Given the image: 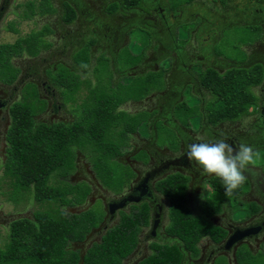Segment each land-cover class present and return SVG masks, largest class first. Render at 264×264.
Returning <instances> with one entry per match:
<instances>
[{"label": "rangeland", "instance_id": "rangeland-1", "mask_svg": "<svg viewBox=\"0 0 264 264\" xmlns=\"http://www.w3.org/2000/svg\"><path fill=\"white\" fill-rule=\"evenodd\" d=\"M27 1L28 0H0V6L3 5V9L0 12V44L13 42L18 36H25L32 31H38L43 25L48 24L52 28V33L46 35V39L52 43V47L50 50L41 51L36 58L28 56L14 58L13 64L17 67H22V72L19 75L22 77L11 85H6L0 82V99H5L9 104L13 101L21 100V94L24 93V89L22 90L23 86L25 85L29 88L31 86H29L28 82L37 80L39 83L40 98H45L47 101L49 99L51 103L55 102V111H53L50 105H48L47 110L43 114L35 117L36 123L41 121L50 122L52 120H62L66 123H70L77 118L78 114L80 115L81 107L86 106L92 101V92L96 93L100 88H103L100 91L105 89L110 91L111 89H114L120 93H126L127 86L132 77H136L137 81H142L144 76L141 73L144 69L134 68L135 61L131 59H128V61L124 60V56H127V47L130 48L129 53L138 52L141 58L145 56L146 52H148V55L153 54L152 60L156 61L158 59L157 63L159 67L167 69L170 66L172 67V52L170 53V51L172 50L173 45H175L180 48V50L177 51L178 53L184 52L185 56H188L189 59H185V61H189L188 64L191 66L190 68L196 73H200L202 68L207 66H213L219 71H224L235 65L249 66V64L251 65L258 62L259 57H264V0H192L187 4L181 2L183 5L177 11L176 9L174 10L175 5L182 0H141L139 5L130 9L123 8L125 5L122 0H49L48 2L47 0H43L41 6L39 5L41 0H33L36 5H34V7L25 8ZM65 1H69L77 7L78 18L70 24H65L61 17L63 9L62 3ZM108 1H112L109 4V10H111L112 7L117 11L118 18H122L121 15H123V13L126 14V18L128 15H131L132 17L131 22L127 25V29H129L127 36L130 41L125 47H123L119 55L120 60L124 63V67H122L120 63L116 64V55L113 56L114 53L110 54L109 51L111 45L107 43V39L105 35H103L106 33V30L102 28L103 24L105 25V22H109V24L113 25L116 24V26L121 23V20L118 19L116 15H108L102 8L103 3H107ZM166 4H168V7ZM51 7H55L56 9L54 14L44 16L35 15L36 12L39 13L42 9L50 10ZM164 18L168 21L170 20L167 25L168 28H166L162 22ZM146 23H152V32H150V30L149 32L147 31L148 25ZM255 24H260L261 27ZM9 25L16 27L18 33L12 32L9 29ZM92 29H95L94 34L97 38V42L93 46L92 51H90L91 48L85 46L88 41H85L84 44L79 43L73 50H71V48L70 50H66L67 44L64 42H68L70 39H72L71 41L75 40L77 42L81 36L90 37ZM167 29H170L169 32ZM158 33L167 37L165 39L166 41H164L165 43L163 40L161 42L159 41L157 38V36L159 37ZM169 33L171 36L170 38L168 35ZM252 41L254 42L251 43ZM57 47H59L60 50ZM100 53L103 54L102 59L97 60V63L95 64L94 57L98 56ZM77 54H80L81 56L76 58ZM117 54H119L118 51ZM172 55L174 56V63L177 62V55L175 53H172ZM86 56L88 57V63L86 67L87 69H84V65L86 64L84 58ZM42 58H46V62H41ZM70 59L73 64L80 70H83V72L75 68ZM240 60L247 61L243 64ZM55 66H57V68ZM93 66L95 67V71L93 70ZM33 67H35L36 70L34 76L32 74ZM43 68L46 71L48 70L45 75L41 72ZM56 70L65 73L68 76V80L71 81L72 84L75 83V85L72 86L74 87L72 93L66 92L68 94L64 95V87H56L53 85L52 82L54 81V76L52 75H55ZM69 71L74 72L77 76H72V73ZM27 73H29V75H27ZM167 75L169 76V73ZM26 81L28 82L26 83ZM41 82H44L45 86H49V90H51L50 93L46 92ZM263 84H260L258 87H253L256 94L258 93L259 88H262ZM104 86L106 88H104ZM195 86L196 87L191 90L186 88L182 91L181 95L184 103L179 102L177 104L178 106L172 111L173 116H176L181 121L182 125L186 123V117L189 118V126L191 125L194 132L199 129V123H201L203 118L201 115L202 110L200 109V100L195 95L200 94L196 89L207 94V91L197 86V83H195ZM200 93L202 94V92ZM260 93H262V91H260ZM158 96L159 95H152L150 97H143L140 100L129 99L117 107V110L126 112L132 116L129 123L128 135L131 137L129 140L130 145L136 146H132L130 149L127 147L122 155L114 156L113 159L116 161H109L108 165L112 166L113 170L120 169V171H122L123 168L118 164V162H121L125 165H129L131 169L137 171L138 176H140L151 164L157 162L159 158L166 157V152L168 151L164 148L157 151L158 158H155L154 156L151 158V156L142 153V155L147 156L148 161L145 162H143V158L139 159L135 156L139 148L142 147L141 149H145L149 140L145 138H150L146 137L148 132H146L145 128L148 126L147 123L152 112L149 114L145 109L149 110L156 108L159 105ZM204 99H206L205 103H208V107L217 105L214 102V98L211 97L209 93ZM204 105L205 104L202 106ZM195 108L197 111H195ZM245 108L249 110V114L243 115L234 121H223L214 125V127H216L213 129L220 134V136H223H219V140L224 139L227 141L236 137L239 141H242L248 136L255 137L258 134L260 136L256 137V139L264 138V130L262 131L260 129V127L263 129V124L261 117L258 115V107H254V110H252L253 107L245 105ZM138 111H141L140 114L142 117L147 119L146 123L136 116ZM189 112H191L190 116ZM136 117L143 124L139 123L138 125ZM9 122L10 116L7 108H0L1 248L5 247V244L9 239V230L12 221L23 217L32 218L34 211L47 209L45 203L38 204L32 199L31 195L26 192H21L16 195V201L11 198L13 195V183L3 171L6 158V142L4 134ZM160 122H157L158 134L163 136L167 135L169 141V143L164 146L177 148L179 140L176 138L175 129L170 126H167L168 128L164 125L161 126ZM202 124H204L205 127H209L206 122H203ZM200 130H202V125ZM191 136L197 139L205 138L202 133H198L197 137L196 135ZM188 139L192 138L188 137ZM162 142L163 139L159 138L157 144L161 145ZM256 142H261V140H257ZM253 147L257 152V156L255 163L252 164V166L253 168L261 167L263 171L264 148H261V145ZM255 147H259V149H256ZM91 160L93 161V154L90 150L88 151L87 147L84 151H78L75 170L67 180L63 179L65 182L68 181L83 187L88 185L90 188L86 201L70 210L73 213H79L90 207H93L98 213H104V210L107 213V202L119 196L114 194L113 190L108 189L106 186V179H100L95 176ZM170 172H174V169ZM182 172L190 176L189 172ZM209 179L210 178H206L204 183L199 181L195 188L191 185L189 186L190 190L188 189L189 196L187 204L190 207L191 212L193 214L198 213L199 204L203 200L208 201L211 204H216L218 202L222 203L224 201L221 206L223 210L222 214L210 217V220L214 224L224 225L225 223L230 222L231 224L244 225L249 223L250 221L241 223V219L245 218L243 205H246V203L239 202V196L236 198L233 195L231 197H226L225 195L213 191L210 183H208ZM61 180L62 179L52 174L49 183L55 185ZM198 180L196 182H198ZM246 186V184L243 186L245 190H247ZM160 198L163 202L164 210L166 211L168 208V201L164 197ZM51 206L54 207L55 205L52 204ZM123 209L125 211L128 210L127 207H124ZM118 215L120 217L121 214L119 213ZM105 216H107V214ZM260 218H264V212L260 213L257 217H254L256 220H259ZM117 220V216L110 221L104 220L105 222L101 223L100 227L98 226V229L92 230L86 236L82 244H72V247L79 248L84 252L90 244L99 241L101 234L107 228L114 225ZM252 220L253 217L251 218V221ZM158 231L157 238L152 239L148 237L149 239L146 241L144 239L141 244L139 242L137 248L124 262L127 264H134L148 255L150 253L148 242L157 241L166 244H180L176 238H171L170 236L165 235L162 226ZM145 232L146 230H143L141 233L142 239ZM199 245L201 249L200 258L192 260L189 254H187L188 252L184 251V258L180 264H229L225 262V252L221 253L219 259H216L217 256H215V254L210 253V251L213 250L214 245L211 244L208 237H204L199 242L198 246ZM244 245L251 250V252L256 254L262 253V255H264V233L256 239L248 241V243ZM138 250H140V253H137ZM225 254L227 257V253ZM259 255L260 256L257 257V260L263 262V256L261 257V254ZM230 264H236L233 255H231Z\"/></svg>", "mask_w": 264, "mask_h": 264}, {"label": "trees", "instance_id": "trees-1", "mask_svg": "<svg viewBox=\"0 0 264 264\" xmlns=\"http://www.w3.org/2000/svg\"><path fill=\"white\" fill-rule=\"evenodd\" d=\"M122 1L125 7H135L141 0ZM191 1L177 2L174 10L181 2ZM42 3L43 0L39 5ZM34 5L36 4L33 0H28L25 8ZM53 11L51 7L50 10L42 9L39 13L48 14ZM109 11L116 12L112 7ZM75 16L72 6L65 3L63 21L66 24L71 23ZM9 29L18 33L13 25H9ZM49 33L50 28L44 26L25 36H18L13 42L0 44L1 83L11 85L18 78L20 69L13 64L14 58L37 56L52 45L46 39ZM94 43L95 38H90L85 46L91 48ZM79 56L81 55L77 54L76 58ZM84 59L85 69L88 57ZM101 59L99 56L98 60ZM165 71L161 67L157 71L146 73L142 81L132 78L126 93L114 89L100 91L103 88L96 93L92 92V101L81 107L80 115L70 123L62 120L36 123L35 117L46 110L47 101L39 97L34 83L28 82L31 86L29 88L23 86L21 100L14 101L9 107L10 123L5 133L6 158L3 171L13 183L12 200L16 201V195L26 192L38 204L45 203L47 209L34 211L32 218L23 217L11 222L9 239L4 248L0 247V264H123L136 249L142 229L149 225L151 212L147 202L132 204L128 211H121L118 222L107 228L99 241L90 244L82 252L81 258V250L72 247V243L84 241L87 234L102 222L105 211L98 213L90 207L79 213L71 212V209L86 201L90 188L88 185L83 187L63 179L67 180L75 170L77 152L84 151L87 147L93 154L91 165L94 174L97 178L107 180L108 189L118 193L128 184L135 175L129 165L118 162L123 168L122 171L113 170L108 165L110 160H115L114 156L122 155L131 146L128 132L132 116L117 110V107L126 100H140L152 91L161 89ZM198 76L200 85L217 104L206 110L208 124L234 121L250 113L245 105L253 107L252 110L258 106L259 97L253 87L262 82V64L257 62L249 66L235 65L224 71L207 66L202 68ZM54 81L64 87V95L73 92L72 86L75 83L72 84L65 73L56 71ZM140 112L136 116L146 123L147 119ZM156 112L153 111L151 115ZM190 114L191 112L189 116ZM261 120L264 125V114ZM160 123L161 126H169L163 121ZM157 132L159 133L158 130ZM167 143L169 141L166 135L163 145ZM142 153L145 151L140 152L138 157ZM52 174L62 180L55 185L50 184ZM188 181L186 174L174 171L155 182L156 191L168 201V222L164 232L175 237L181 245L150 242V253L135 264H180L184 250L191 259L199 256L198 244L204 237L210 238L214 243L226 237L227 231L210 220L211 216L221 213L222 203L211 204L203 200L199 204V212L193 214L187 204ZM209 183L213 191L224 195V184L219 177H211ZM245 184L247 185V181ZM243 186L234 192L235 198L245 191ZM52 204L55 206L52 207ZM259 209L260 206L252 201L245 216L248 217ZM259 254L264 258L262 253ZM259 254L251 252L242 244L235 252L236 264H264V261L257 260Z\"/></svg>", "mask_w": 264, "mask_h": 264}, {"label": "flooded vegetation", "instance_id": "flooded-vegetation-1", "mask_svg": "<svg viewBox=\"0 0 264 264\" xmlns=\"http://www.w3.org/2000/svg\"><path fill=\"white\" fill-rule=\"evenodd\" d=\"M2 9H3V5L0 6V12L2 11ZM258 25L261 27L260 24H258ZM34 58H36V56ZM263 58L259 57L258 58L259 59L258 63L262 64L263 67H264V59ZM46 60H47L46 58H42L41 62H46ZM247 60H244V62L242 61L241 63L245 64ZM241 63H237V64H241ZM36 65H38V64H36ZM55 67L57 68V66H55ZM18 68L20 69V73H21L22 72V69H21L22 67H18ZM36 69H37V67H36ZM32 70H33L32 74L34 76V74L36 73L35 67H33ZM47 71L44 68L41 70V72L44 75H45V73L47 74ZM20 73H19V75H20ZM19 75H18V78L16 79V81L20 80V78L22 77V76H19ZM27 75H29V73H27ZM52 76H54V75H52ZM27 82L28 81H26V83ZM31 83H34L36 85L37 91L40 92L39 91V87H38V85H39L38 81L35 80V81L31 82ZM52 83L56 87L60 86L55 81H53ZM263 83H264V77H263V80H262V82L260 84H263ZM41 84L44 87V89L46 90V92H48V93L51 92V90H49V86H45L44 82H41ZM53 90H55V89H53ZM260 91H262V93H260ZM177 93L178 92H176L175 90H169V92H168V94L166 96L163 94V96L160 98V103H159L160 106H159V108L157 110V113L160 112L159 115H161L162 113H166L167 114L170 111V107L172 105L171 101L176 98ZM257 95L259 97V103H258V106H257L258 110H259L258 115H259V117H261L264 114V84L262 85V88H259ZM39 97H40V95H39ZM45 100L47 101V99H45ZM11 104L7 103V101L5 99H0V108L6 107L7 110H8V113H9V107H10ZM48 105H50L52 110L55 111V106H54L55 102L51 103L50 100L48 99L46 110L48 108ZM44 112L39 113L37 116H39L40 114H43ZM202 123L203 122L201 120V123H199L200 127H199L198 130H200L201 125H202V130H200V131L205 136V138L198 139V140H193V139H188L186 137L183 138V136L180 135V138L178 139L179 140V144L177 145L178 147H177L176 150H173V149L169 148L170 150L169 149L167 150L168 152H166L167 155H166L165 158H159L157 160V162H155L154 164H151L149 166V168L146 169L140 176H138V172L137 171L133 170L135 175L128 182V184L126 186H124L123 189L120 192H118V193L113 192L114 194L119 195V196L107 202L106 205L108 206L109 202L118 200V199L124 197L125 195H127L129 193L133 192L134 194H139L138 188L140 187V189H143V186L145 184L146 191H147L146 195L149 194V196H142L143 199H142L141 202H147L149 204L151 214H150V219H149V225L147 227H144L142 229V231H141V233H142L143 230H146V232L143 235V239L141 238V233L139 235L138 244H139V242L141 244L142 241H144V239L146 241L149 238H152V239L157 238L158 237V232H159L158 230L162 226V229H163V232H164V228H165L166 222L168 221L167 209H166V211L164 210V205L162 204L163 202H162V200L160 198V197H163V196L159 192H157L156 189H155V182L157 180L161 179L162 177H164L168 173H171L170 171L172 169H174V171H178V172H181V173H183L182 171H187L190 174V176L187 175L189 177L188 189L190 190V187H189L190 185L193 188H195L198 185L199 181L204 183V180L206 178H211V177L215 176V175H204V174H202V169H201L200 165L196 164L194 161H189V159H188V157L186 155L187 146L190 143H203V142L214 143V142H217L220 137H223L222 135L220 136V134H218L215 130H210L208 127L203 126ZM260 129L263 131L264 130V125H263V129H262V127H260ZM6 131H5V133H6ZM259 136H260L259 134L257 136H255V137L254 136H248L246 139H243L242 141H239L236 137H233L232 139L227 140L226 142L229 143V144H232L233 147H236L240 143H245V144H249V145H252V146L261 145V148L262 147L264 148V138L263 139H258V138L256 139V137H259ZM4 138H5V134H4ZM257 140H261V142H256ZM255 148L259 149V147H255ZM152 150L153 149H150L151 158H152V156H154L155 158H158L157 151L156 150L152 151ZM138 155H139V152L135 156H137V158H141L142 157V156L138 157ZM163 164H165L166 166L161 168V170L155 174L153 179H151L150 181H148L146 183L143 182L144 175H145V173L147 171H150L153 168L162 166ZM245 175L248 177V179H247V188H246L247 190H245L242 194L239 195L238 201L241 202V203H246V205H243V207H244V217L245 218L241 219V223L246 222V221H250V222L247 223V224H244V225L231 224L230 222H227L224 225H222V224H218V225L219 226L221 225L227 231V235H228V233H234L236 230H241V229H244V228H247V227L256 228L257 226H259L260 229H259V231L257 233L252 234L249 238H245L243 241H239L238 243L232 245L230 248H226L225 247L226 246L225 240H226L227 235L222 241H220L218 243H214L213 241L210 240L211 244L214 245V248H213L212 251H210V253L211 254H215V256H217L216 259L220 258L221 253H224V252L227 253V257H226L225 253H224V257H225V262L229 263V264L231 262V255H233V257L235 258L234 255H235L236 249L240 245L246 244V243H248V241L254 240V239H256L257 237H259L260 235H262L264 233V218H260L259 220L254 219V217H257L260 213L264 212V170L262 171L261 167L253 168V166L250 165L247 168V170L245 172ZM197 180H198V182H196ZM209 181H210V179H209ZM209 181H208V183H209ZM188 196H189V191H188ZM252 201L256 202L260 206V209H259L258 212L253 213L250 216L246 217L245 214H246V211L248 209V205ZM141 202H139V203H141ZM139 203H130V204H127L126 207L129 210L130 206L132 204H139ZM158 207H160V210L158 211V213L160 215V217H159L160 221H159L158 226H157V228L155 230V234H153L151 232V227H150L151 226V221H152V215H153L154 212L157 211ZM238 209H241V208H238ZM121 211H125V210L124 209L117 210L112 215L110 213H108V210H107V213L105 211V214H104V217H103V220H102L101 223L105 222L106 220L110 221L115 216H117L118 220H119L120 217H119L118 214L119 213L121 214ZM222 212H223V210L221 211L220 214H216V215H221ZM106 214H107V216H105ZM252 217H253V220H252L253 222L251 221ZM118 220H117V222H118ZM101 223L98 225L99 227H100ZM98 226L96 228H94V229H98ZM164 234H165V232H164ZM170 237L173 238L172 236H170ZM83 242L84 241L73 242L72 244H82ZM149 243L150 242H148V244ZM179 245H181V244H179ZM198 247L200 249V245ZM184 251H183V258H184ZM137 253H140V250H138ZM229 253H231V254H229ZM200 254H201V249H200V252H199V256H200ZM130 255L128 257H130ZM199 256L197 258H195V259H199L200 258ZM127 258L125 260H127ZM195 259H192V260H195ZM123 264H127V263L123 262Z\"/></svg>", "mask_w": 264, "mask_h": 264}, {"label": "crops", "instance_id": "crops-1", "mask_svg": "<svg viewBox=\"0 0 264 264\" xmlns=\"http://www.w3.org/2000/svg\"><path fill=\"white\" fill-rule=\"evenodd\" d=\"M115 1V0H114ZM69 3L71 6H72V8L75 10V12H76V16H75V19H77L78 18V12H77V7L74 5V4H72L71 2H69V1H65V2H63L62 3V13H61V17H62V21H63V14H64V4L65 3ZM112 1H108L107 3L105 2V3H103V9H104V11H105V13H107L108 15H116V17L118 18V14L115 12V13H111L110 11H109V4L111 3ZM185 4H187V3H185ZM183 4H181L180 6H178L177 8H176V11L177 10H179L180 9V7L182 6ZM166 6L168 7V4H166ZM89 8V7H88ZM123 8H127V9H130V8H132V7H123ZM133 8H135V7H133ZM85 9H87V8H85ZM53 12L52 13H48V14H40V13H35V15H40V16H44V15H51V14H54L55 12H56V9H55V7L53 8ZM58 10H59V8H58ZM130 12V11H129ZM126 14H124L123 13V15H121L122 16V18H118V19H120L119 21L121 22L119 25H117L116 26V24H109V22H105V25L103 24V29L104 30H106V33H104L103 35H105V37H106V39H107V43H109L111 46H110V54H112V53H114L113 54V56H115V62H116V64H121L122 65V67H124L123 65H124V63H122V61L120 60V58H119V55H120V53H121V50L123 49V47H125L126 46V44L130 41L129 39H128V36H127V32H128V30L129 29H127V25H128V23H130L131 22V19H132V17H131V15L129 16H127V18H126V16H125ZM132 16H133V13H132ZM120 17V16H119ZM115 18V17H114ZM126 18V19H125ZM74 19V20H75ZM73 20V21H74ZM72 21V22H73ZM147 21H149V20H147ZM162 21V20H161ZM170 21V20H169ZM169 21L166 19V18H164L163 19V24H164V26H166V28H168L167 27V25H168V23H169ZM64 22V21H63ZM71 22V23H72ZM65 23V22H64ZM119 23V22H118ZM66 24V23H65ZM67 24H70V23H67ZM147 25H148V29H147V31L149 32V30H150V32H152L153 31V29L151 28V26H152V23H146ZM153 24H155V23H153ZM102 25V24H101ZM123 25V26H122ZM44 26H48L49 28H50V33H52V28L50 27V25H48V24H45V25H43L40 29H42ZM144 26V25H143ZM172 27V26H171ZM170 27V28H171ZM144 28H146V27H144ZM168 30V32H169V30L170 29H167ZM94 31H95V29H92V32H91V36L90 37H83V36H81V38H79L78 39V41L76 42L75 40L74 41H71L72 39H70L68 42H64V43H66L67 45V49L66 50H70V48H71V50H73L75 47H77V45L79 44V43H81V44H84V42L85 41H88L90 38H95V43L91 46V50L90 51H92V48H93V46L96 44V42H97V38L95 37V34H94ZM156 32H160V31H156ZM49 33V34H50ZM156 34V33H155ZM159 34V37L157 36V38L159 39V41L161 42L162 40H163V42L164 41H166L165 39L167 38V37H164L163 36V34L161 35V33H158ZM169 35V38L171 37L170 36V33L168 34ZM124 36H125V38H124ZM154 36V35H153ZM104 38V37H103ZM173 41V40H172ZM162 42V43H163ZM112 43H113V45H112ZM156 43H158V42H156ZM165 43V42H164ZM51 47H52V45L50 46V47H48V49H44V50H42V51H45V50H50L51 49ZM58 49H59V47H57ZM56 48V49H57ZM115 48V49H114ZM128 48V50H127V56H124V60L125 61H128V59H131V60H133V61H135V63H134V68H142V69H144V71H142V75L143 76H145L146 75V73H149V72H151V71H157V70H159L160 69V67H159V65H158V63H157V61H158V59L156 60V61H154V60H152L153 58H152V56H153V54H150V55H148L147 53L148 52H146V54H145V56L143 57V58H141V56H140V54L138 53V52H135V53H129V51H130V48L129 47H127ZM182 49V48H181ZM60 50V49H59ZM97 50V49H96ZM180 50V48H178V47H176L175 45H173V48H172V50L170 51V53L172 52V53H175L176 55H177V58H178V60H177V62H175L174 63V56L172 55V53H171V60L173 61V64L171 63V65H172V67L170 66L169 68H165L166 69V71H165V73H164V75H163V83H164V85L162 86V88L161 89H157V90H154V91H152L150 94H148V95H146L145 97H150V96H152V95H159L157 98H158V103H160V98L163 96V94L166 96L167 94H168V92H169V90H175L176 92H178L177 93V96H176V98L174 99V100H172L171 102H172V105H171V107H170V111L166 114V113H162L161 115H159V113L160 112H156L155 113V116H154V114H152V116H150V118H149V120H148V126L145 128V130H146V132H148V134H146V137H150V138H145V139H149L148 140V143L146 144V146H145V149H141V148H139L138 149V151L136 152V154H138V152L140 153V152H142V151H145V154L146 155H148V156H151L150 155V149H153L152 151H154V150H156V151H159V150H162L163 148L164 149H166V151L169 149V147H165L164 145H163V142L161 143V145L160 144H157V141L159 140V138H162L163 139V141H164V137L165 136H163V135H159L158 134V132H157V127H156V124H157V122L158 121H164L163 123L164 124H166V125H169L171 128H174L175 129V131H176V138L177 139H179L180 138V135L181 136H183V138L184 137H186V138H188V137H191L193 140H198L197 138H195V137H193V136H191V135H196V137H197V134L198 133H200L201 131L200 130H197V131H195L194 132V130L191 128V125L189 126V118H187L186 117V123L184 124V125H182L181 124V121L176 117V116H173V114H172V111L174 110V108H176L178 105V103L179 102H183L182 100H183V97H182V91L183 90H185L186 88H189L190 90L191 89H193V88H195L196 86H195V83H197V86H199L200 88H202L203 90H204V88L200 85V83H199V76H198V73H196V72H194L193 70H192V68H190L191 66L188 64L189 63V61H185V59H189L188 58V56L186 57L185 56V54H184V52H177V51H179ZM117 51H118V53L119 54H117ZM103 53V52H102ZM214 53V52H213ZM40 54V53H39ZM38 54V55H39ZM61 54V53H60ZM215 54V53H214ZM37 55V56H38ZM102 55L103 54H99L98 56H95L94 57V60H95V64L97 63V60H98V58H99V56L100 57H102ZM105 55H107V54H105ZM216 55V54H215ZM218 56V55H217ZM29 57V56H28ZM35 57V56H34ZM34 57H31V58H34ZM128 57V58H127ZM180 59V60H179ZM71 60V59H70ZM90 60H92V59H90ZM120 60V61H119ZM71 62H72V60H71ZM72 64H73V62H72ZM95 64H94V66H95ZM65 65V64H64ZM63 65V66H64ZM74 65V64H73ZM126 65V64H125ZM75 66V65H74ZM93 66V70H94V67ZM155 66V67H154ZM75 68H77L76 66H75ZM78 70H80L79 68H77ZM87 69V68H86ZM178 70V71H177ZM218 70V69H217ZM81 72H83V70H80ZM74 73V72H73ZM169 73V76L167 75ZM133 78V77H132ZM131 78V79H132ZM195 82V83H194ZM196 90H198V92H199V94L200 95H198V94H195L198 98H199V100H200V109L202 110V113H201V115H202V122H206L207 123V121H206V118H205V113H206V110H207V108H208V103L206 102L205 103V100L206 99H204L206 96H207V94L209 93L206 89V91H207V94L206 93H204L203 91H199V89H196ZM192 92V91H191ZM200 92H202V94L200 93ZM205 95V96H204ZM203 96V97H202ZM202 102V103H201ZM203 104H205L204 106H202ZM159 106H160V104L156 107V108H152V109H145L148 113H151V112H153V111H157L158 110V108H159ZM139 112V111H138ZM137 118V117H136ZM137 120V123H138V125H139V123L141 124L142 122L137 118L136 119ZM166 122V123H165ZM193 123H195V122H193ZM143 124V123H142ZM196 124H197V120H196ZM208 124V123H207ZM209 125V129L210 130H214L213 128H215L214 127V125H210V124H208ZM203 126H204V124H203ZM185 133V134H184ZM191 135H190V134ZM202 133V132H201ZM129 138L131 139V137H130V135H129ZM157 145H159V146H157ZM132 146H136V145H132ZM132 146H130V147H132ZM130 149V148H129ZM170 150V149H169ZM135 154V155H136ZM143 156H145V155H142V157L141 158H143L142 160H143V162H145V161H147L148 159H147V156H145V157H143ZM140 159V158H139ZM235 256V255H234Z\"/></svg>", "mask_w": 264, "mask_h": 264}, {"label": "clouds", "instance_id": "clouds-1", "mask_svg": "<svg viewBox=\"0 0 264 264\" xmlns=\"http://www.w3.org/2000/svg\"><path fill=\"white\" fill-rule=\"evenodd\" d=\"M186 155L189 161L200 165L202 174L219 177L224 184V195L231 197L246 183L245 172L255 163L257 152L252 145L240 143L233 147L221 139L214 143H190Z\"/></svg>", "mask_w": 264, "mask_h": 264}, {"label": "water", "instance_id": "water-1", "mask_svg": "<svg viewBox=\"0 0 264 264\" xmlns=\"http://www.w3.org/2000/svg\"><path fill=\"white\" fill-rule=\"evenodd\" d=\"M166 165L163 164L162 166L156 167L151 169L150 171H147L144 175L143 178V182L146 183L148 181H150L151 179H153V177L155 176V174L157 172H159L161 170V168L165 167ZM139 194H134L129 193L127 195H125L124 197L115 200V201H111L108 203L107 206V210L108 213H110L111 215L114 214L117 210H122L124 207H126L127 204L130 203H139L142 201L143 197L142 196H149L146 195L147 191H146V186L144 184L143 189H140V187L138 188ZM160 210V207L157 208V211L153 213L152 215V221H151V232L153 234H155V230L158 226L159 223V213L158 211ZM260 227L257 226L256 228H252V227H247L241 230H236L234 233H228L226 240H225V244H226V248H230L232 245L238 243L239 241H243L245 238H249L252 234H255L259 231ZM83 256V253L81 255V258Z\"/></svg>", "mask_w": 264, "mask_h": 264}]
</instances>
